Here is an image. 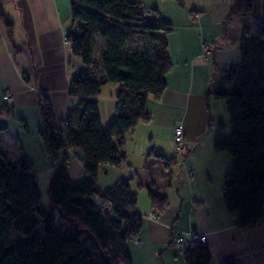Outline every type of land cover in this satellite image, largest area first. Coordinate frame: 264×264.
<instances>
[{"label":"trees","instance_id":"1","mask_svg":"<svg viewBox=\"0 0 264 264\" xmlns=\"http://www.w3.org/2000/svg\"><path fill=\"white\" fill-rule=\"evenodd\" d=\"M176 1L183 6L186 0ZM254 1L241 2L251 6ZM0 24L11 36L12 25L1 8ZM173 29L170 19L142 0L71 1L66 40L83 67L68 91L78 103L61 120L65 141L58 138L49 97L38 94L45 122L41 137L56 168L46 203L35 164L20 147L17 158L10 156L2 137L6 127L0 124V264H132L127 242L143 225L136 210L137 193L131 179L121 178L101 190L97 177L102 164L118 166L126 161V135L150 121L147 101L162 96L172 69L168 37ZM247 33L240 44V61L223 71L220 88L206 97L224 100L229 114L230 138L219 135L214 148L233 159L224 178L223 200L241 227H253L264 219V24ZM106 84H118L120 90L116 117L104 128L97 98ZM69 149L82 154L84 176L79 181L68 173ZM148 191L153 207L162 212L166 196L151 187ZM96 195L109 200L112 209L98 208L92 198ZM10 232L18 237L16 243ZM193 243L184 252L186 264H209L208 245Z\"/></svg>","mask_w":264,"mask_h":264},{"label":"crops","instance_id":"2","mask_svg":"<svg viewBox=\"0 0 264 264\" xmlns=\"http://www.w3.org/2000/svg\"><path fill=\"white\" fill-rule=\"evenodd\" d=\"M71 1L0 0V8L12 25L9 36L0 24V124L6 127L3 144L12 158L19 156L20 147L35 164L43 195L56 168L41 137L45 122L38 94L49 97L58 121L78 103L68 92L74 75L83 67L66 40ZM263 2L256 0L252 5ZM234 3L186 0L181 6L175 0H160L155 6L174 24L168 37L173 65L165 77L167 87L159 99H148L150 121L126 135V161L100 166L105 182L98 185L97 181L98 187L106 190L119 179L128 178L137 193L136 210L143 225L127 242L132 264H186L184 252L173 241L177 235L188 237L192 229L206 237L209 264H264V219L253 227H241L224 203V178L233 167V159L228 152L216 151L214 142L224 133L221 123L230 118L213 113L211 104L220 99L213 95L206 98L209 91L220 88L223 71L240 61L241 41L248 36L247 30L254 28L233 26L234 17L245 15L232 12ZM259 19L264 24V18ZM205 45L212 56L204 54ZM111 86L97 98L104 128L116 117L115 97L120 85ZM6 90L13 94L9 105L3 100ZM177 126L184 131V151L175 143ZM74 151L78 159L71 156ZM68 155V173L73 181H79L84 176L81 151L73 149ZM150 187L166 196L168 204L160 213L152 205ZM151 213L156 217L149 218Z\"/></svg>","mask_w":264,"mask_h":264},{"label":"rangeland","instance_id":"3","mask_svg":"<svg viewBox=\"0 0 264 264\" xmlns=\"http://www.w3.org/2000/svg\"><path fill=\"white\" fill-rule=\"evenodd\" d=\"M224 1H228V0H224ZM234 1H235V3H234V7L233 8H236V4H237L238 0H234ZM241 1L242 0H239V2H241ZM143 2L149 8H154L155 6H157L156 4H158L160 2V0H143ZM243 3L244 4H243V6L241 8H238V6H237V8L235 9V12L243 13L245 15H238L237 17H234L235 20H233V26L240 29L242 25H248L249 27H254L253 29H251L253 31L255 29V27H256L255 24H258L260 20H263V19H259V18L260 17L264 18V2L261 3V4L256 3V4L251 5V6L248 5L247 2H243ZM107 85H109V86L104 85L102 87V90H101L102 92L103 91L106 92L107 89L112 87L111 84H107ZM5 93H6V91H4L3 97H4ZM10 94H11L12 100H13V94H12L11 91H10ZM12 100H11L10 103L9 102H5L6 105L11 104ZM217 103L218 104H215L214 102H212V104H211V106L213 107L212 108L213 109V113L217 114L216 116H218L219 118H224L225 115H228V118H229V114H227V110L225 108L224 102L222 100H220V102H217ZM59 122L60 121L56 120V127L58 126ZM222 124L225 127V129L223 130L224 133H222V134L223 135L226 134V136H225L226 139H229L230 138V132H231L230 120L228 119V122L224 121V123H222ZM71 150H73V149H71ZM71 150L69 149L68 152H70ZM71 153H72L71 156H73L74 158L78 159L79 155H78V153H76V151L71 152ZM79 158L81 159V161L83 160L82 157H79ZM82 163H83V161H82ZM99 177H100V179H99ZM104 177H105V174H104L103 170L100 169L99 173H98V177H97L98 185L101 184V183L103 184L105 182ZM99 180H100V182H99ZM44 200H46L45 201V203H46L47 202V197H46L45 194H44ZM10 235L12 236L13 243H16V241L18 240V237L14 236L13 232H10ZM22 239H25V238L23 237Z\"/></svg>","mask_w":264,"mask_h":264},{"label":"built area","instance_id":"4","mask_svg":"<svg viewBox=\"0 0 264 264\" xmlns=\"http://www.w3.org/2000/svg\"><path fill=\"white\" fill-rule=\"evenodd\" d=\"M204 54L207 57L212 56V51H211L210 47L207 46V45L204 46ZM3 99H4L5 102H9V103L11 102L12 96H11L9 90H6V93L4 94ZM57 128H58V131H57L58 138L61 141H65L66 134H65V131H63L64 123L60 121L58 123ZM174 139H175V143H176V146H177L178 150L179 151H184L186 149V146H185V143H184V131H183L182 126H177L175 128ZM105 165H108V164H102L103 167ZM92 198H93V200H94V202H95V204H96V206L98 208H100V209H102L104 211H107V212L112 209V203L109 200H105V199L101 198L99 195H96V196H94ZM148 217L149 218H153V217H156V215L154 213H151ZM235 217H236V215H235ZM194 240L205 242L206 241V237L204 235L197 234L196 231L194 229H192V230L189 231L188 237H184L182 235H177L175 237L173 243L178 247V249L180 251L185 252L188 249L193 247Z\"/></svg>","mask_w":264,"mask_h":264}]
</instances>
